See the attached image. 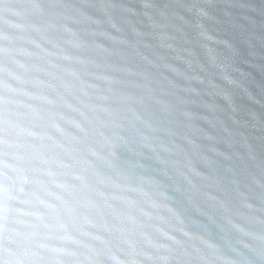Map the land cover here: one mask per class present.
I'll return each instance as SVG.
<instances>
[{
	"label": "clouds",
	"instance_id": "1",
	"mask_svg": "<svg viewBox=\"0 0 264 264\" xmlns=\"http://www.w3.org/2000/svg\"><path fill=\"white\" fill-rule=\"evenodd\" d=\"M248 9L0 0V264H264Z\"/></svg>",
	"mask_w": 264,
	"mask_h": 264
},
{
	"label": "water",
	"instance_id": "2",
	"mask_svg": "<svg viewBox=\"0 0 264 264\" xmlns=\"http://www.w3.org/2000/svg\"><path fill=\"white\" fill-rule=\"evenodd\" d=\"M249 9L242 14L238 29L233 33L237 43H246L247 36L244 31L245 20L243 17L252 15L257 22L264 20L261 12L264 11V0H247ZM239 71L243 74L248 84V89L253 94H258L264 89V50L259 46L254 51H249L242 59Z\"/></svg>",
	"mask_w": 264,
	"mask_h": 264
},
{
	"label": "snow or ice",
	"instance_id": "3",
	"mask_svg": "<svg viewBox=\"0 0 264 264\" xmlns=\"http://www.w3.org/2000/svg\"><path fill=\"white\" fill-rule=\"evenodd\" d=\"M17 49L12 48V47H0V55H6L10 58H15L16 54H17ZM145 59H148L147 57H145ZM4 98L0 97V101H3ZM229 132L231 130H228ZM229 159H231V157H228Z\"/></svg>",
	"mask_w": 264,
	"mask_h": 264
}]
</instances>
